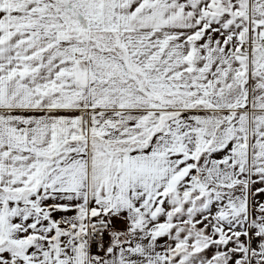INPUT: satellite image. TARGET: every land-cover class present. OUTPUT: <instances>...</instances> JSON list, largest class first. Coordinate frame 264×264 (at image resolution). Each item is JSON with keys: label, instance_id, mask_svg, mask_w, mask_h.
Returning <instances> with one entry per match:
<instances>
[{"label": "snow or ice", "instance_id": "snow-or-ice-1", "mask_svg": "<svg viewBox=\"0 0 264 264\" xmlns=\"http://www.w3.org/2000/svg\"><path fill=\"white\" fill-rule=\"evenodd\" d=\"M0 264H264V0H0Z\"/></svg>", "mask_w": 264, "mask_h": 264}]
</instances>
